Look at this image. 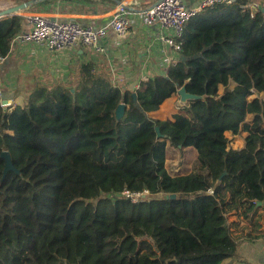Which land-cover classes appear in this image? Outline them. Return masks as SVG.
<instances>
[{"label": "trees", "instance_id": "1", "mask_svg": "<svg viewBox=\"0 0 264 264\" xmlns=\"http://www.w3.org/2000/svg\"><path fill=\"white\" fill-rule=\"evenodd\" d=\"M248 2L194 14L186 60L141 80L135 101L83 63L0 103V153L17 170L3 176L0 155V264H221L241 237H264V2ZM23 27L22 15L0 20V55ZM182 85L205 96L172 119L147 115ZM169 148L195 150L187 171L167 169Z\"/></svg>", "mask_w": 264, "mask_h": 264}, {"label": "crops", "instance_id": "2", "mask_svg": "<svg viewBox=\"0 0 264 264\" xmlns=\"http://www.w3.org/2000/svg\"><path fill=\"white\" fill-rule=\"evenodd\" d=\"M118 1L127 6L128 29L124 34L117 35L108 28L100 41V51L86 46L75 50L53 51L42 44L20 43L15 39L7 61L0 69L1 105L13 107L19 104L20 101L15 97L27 93V88L30 90L38 83L41 84L39 79L46 77L57 83L66 81L68 76H78V66L83 63H91L92 72L106 77L122 91L134 92L141 80L164 74L171 64L162 60L163 44L159 32L156 27L144 25L141 19L143 11L155 0ZM185 1L187 6H191L196 0ZM263 2L249 0L247 5H261ZM117 5L115 0H47L30 10L48 13L60 19H75L82 24L93 22L104 25L108 21V14ZM27 12H21L20 15L24 17ZM30 83L31 87H28ZM222 89L220 86L219 91ZM178 100L177 94L173 93L147 115L159 120L172 119L178 110ZM225 135L231 136L232 133L227 131ZM171 150L169 148L166 154L171 153ZM263 227L264 224L261 229ZM238 229L236 233H239ZM240 240L237 256L225 258L221 264H264V237L248 239L243 236Z\"/></svg>", "mask_w": 264, "mask_h": 264}, {"label": "built area", "instance_id": "3", "mask_svg": "<svg viewBox=\"0 0 264 264\" xmlns=\"http://www.w3.org/2000/svg\"><path fill=\"white\" fill-rule=\"evenodd\" d=\"M233 2L234 0H196L191 6H187L185 0H161L155 5L148 6L143 11L141 19L144 25L157 28L163 44L162 60L172 66L181 58L184 24L207 6ZM244 7L257 10L260 5L254 3L246 4ZM30 9L24 15V27L15 39L20 43L42 44L53 51L75 50L80 46L100 51V41L108 28L112 29L115 34L122 35L129 26L127 8L123 4H118L111 10L108 14V21L104 25H96L93 22L82 24L75 19H60L51 14ZM7 56L8 54L0 55V69L6 63ZM183 105L184 103L178 100L177 108ZM172 150L175 149L172 148ZM180 169L179 164H170L169 170L179 172ZM145 192L147 190L130 192L123 189L121 194L136 202L140 196H144Z\"/></svg>", "mask_w": 264, "mask_h": 264}, {"label": "water", "instance_id": "4", "mask_svg": "<svg viewBox=\"0 0 264 264\" xmlns=\"http://www.w3.org/2000/svg\"><path fill=\"white\" fill-rule=\"evenodd\" d=\"M43 1H47V0H25V1H22L20 3L12 4V5L8 6V7L0 9V16H3L4 17L3 19H5V18H9V16L11 17L13 15H19V13H21L22 11L28 10L31 7L35 6V5L42 3ZM160 1L161 0H155L152 5H155V4L159 3ZM115 2L117 4H121V1L115 0ZM124 7L127 8V6L125 4H124ZM181 60L182 61L186 60V57L182 56ZM176 94L179 97V101L181 103H186L189 100H193V99H197V98H203L205 96V95L191 94V93L187 92L184 85H182L180 88L177 89ZM132 97H133V100L135 101L136 100L135 92H132ZM124 108H125V104L124 103H119L117 105V107L115 109L116 118H120V117L123 116ZM155 130H156L157 135L160 136V131H159V127L158 126L155 127ZM0 155H1V157L4 158V168H3V171H2L3 172V176L9 170L17 171L14 168V166H13V164L11 162V157H10L8 151L3 150V151H1ZM173 196L174 195L172 194V197ZM257 203L260 204L261 202L258 201Z\"/></svg>", "mask_w": 264, "mask_h": 264}, {"label": "rangeland", "instance_id": "5", "mask_svg": "<svg viewBox=\"0 0 264 264\" xmlns=\"http://www.w3.org/2000/svg\"><path fill=\"white\" fill-rule=\"evenodd\" d=\"M14 4L13 2H7V0H0V9L8 7L10 5ZM38 5V4H37ZM35 5V6H37ZM34 7V6H33ZM27 10H25L26 12ZM24 12V11H22ZM22 13H19V15ZM10 17V16H9ZM4 18V17H3ZM0 18V19H3ZM41 81V84L38 83L40 86L44 85V86H52L54 85V81L52 80H48L46 77L45 79H39ZM27 83V82H26ZM32 83V82H31ZM31 83L30 85H28V87H31ZM31 90H33V88H31L30 90H28L27 88V93L30 92ZM26 91V90H25ZM24 93V92H21ZM27 93H24L23 95H26ZM23 95H17L15 97V99H17V101L21 102V99L23 98ZM19 102V104H20ZM228 137V146L229 148H236L239 147L241 145L242 142V135H231V136H227ZM196 156V152L194 149H188L187 151H185V154L182 155L179 151L175 150H171V153L166 154L165 159L167 160V158L169 160H167L165 166L167 167V169L169 170L170 168V164L171 163H177L180 165L181 169L179 170V172H185L187 171V169H189L188 167H190L192 160L195 158ZM171 173H176L172 170H169ZM148 194V191L145 192L144 195Z\"/></svg>", "mask_w": 264, "mask_h": 264}, {"label": "bare ground", "instance_id": "6", "mask_svg": "<svg viewBox=\"0 0 264 264\" xmlns=\"http://www.w3.org/2000/svg\"><path fill=\"white\" fill-rule=\"evenodd\" d=\"M0 18H3V16H0Z\"/></svg>", "mask_w": 264, "mask_h": 264}]
</instances>
